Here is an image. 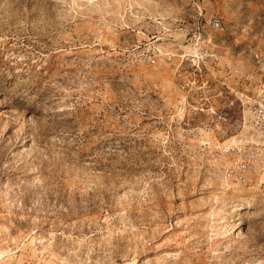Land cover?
<instances>
[{
    "label": "rangeland",
    "instance_id": "rangeland-1",
    "mask_svg": "<svg viewBox=\"0 0 264 264\" xmlns=\"http://www.w3.org/2000/svg\"><path fill=\"white\" fill-rule=\"evenodd\" d=\"M0 264H264V0H0Z\"/></svg>",
    "mask_w": 264,
    "mask_h": 264
},
{
    "label": "built area",
    "instance_id": "built-area-1",
    "mask_svg": "<svg viewBox=\"0 0 264 264\" xmlns=\"http://www.w3.org/2000/svg\"><path fill=\"white\" fill-rule=\"evenodd\" d=\"M201 0H191V2L197 6L198 3L200 2ZM205 23H206V26L209 27V28H213V29H216V30H222V27L220 26V22L219 20L217 19H210V20H205ZM186 44L188 46H190L191 44V40H187ZM149 63L150 64H155V59L154 58H151L149 59Z\"/></svg>",
    "mask_w": 264,
    "mask_h": 264
}]
</instances>
